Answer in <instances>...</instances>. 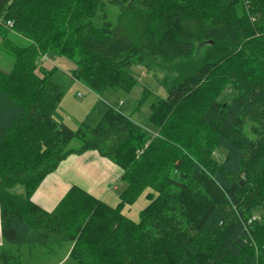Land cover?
Wrapping results in <instances>:
<instances>
[{
    "label": "trees",
    "instance_id": "16d2710c",
    "mask_svg": "<svg viewBox=\"0 0 264 264\" xmlns=\"http://www.w3.org/2000/svg\"><path fill=\"white\" fill-rule=\"evenodd\" d=\"M0 23L11 58L0 69L1 264H22V245L64 243L76 264H264V222L248 223L264 206V0H0ZM48 51L98 97L132 89V66L163 73L154 132L119 98L94 127L58 123L70 79L41 65ZM86 151L123 170L117 204L77 185L51 210L34 203L42 180Z\"/></svg>",
    "mask_w": 264,
    "mask_h": 264
},
{
    "label": "rangeland",
    "instance_id": "374dc122",
    "mask_svg": "<svg viewBox=\"0 0 264 264\" xmlns=\"http://www.w3.org/2000/svg\"><path fill=\"white\" fill-rule=\"evenodd\" d=\"M109 11L116 14L117 8L116 7H109ZM2 25V23H0ZM12 37V36H11ZM1 41V36H0ZM11 45L22 44L28 45L29 41L27 39H22V42L13 38L10 39ZM202 45H197L195 56L200 55L203 50ZM47 55H43L46 57V60H42L43 67L47 71L57 68L59 69L65 79H70L64 85V96L56 108V116L66 121H70L69 124H72L76 129V125L78 121H84L89 127H94L98 124L101 115L109 108L110 103L115 102L116 98L120 99L119 104V111L130 116L133 120L137 121L144 129L146 133L154 132V127L150 124L148 118L150 114V103L158 97H165V90L160 85L159 80L163 79L164 74L161 72H154L144 70L142 68L132 66L129 69V73L134 75L137 78V83L135 86L130 89L129 91H119L115 92V94L105 93L103 96L98 97L94 93L87 92V90L81 86L78 82L71 80L72 72L76 70L75 63L67 57L66 54L60 53H51L47 52ZM42 57V58H43ZM11 62V58L0 52V68L2 70H7L8 64ZM228 71V68H227ZM225 71V73L227 72ZM36 73L40 75V72L36 70ZM67 79V80H68ZM147 89L148 93L146 94L145 98L142 99L143 91ZM79 93L82 94L79 97ZM138 102V105H136ZM104 108V109H103ZM102 110V111H101ZM72 117V118H71ZM250 124L246 125V129L250 131ZM78 140H73L70 143V147H77L79 146ZM169 150L173 149V145L168 147ZM224 150H215L213 157L218 161H221L222 158L225 156ZM114 164H116L114 162ZM123 175V170L121 173V181ZM122 183H125L123 181ZM122 183H119V189L121 188ZM10 191L14 192L15 194L22 193V186L16 185ZM114 191V190H112ZM118 191V190H116ZM147 204V200L144 196H139L138 199L131 207L125 208V212L133 218V220H137L138 212ZM252 215H255L257 220L260 223L264 222V206H258L252 211ZM69 244L64 243L60 247H55L53 251L48 250L47 246H30V245H22L20 246V253L22 257V264H50L57 259H59L68 248ZM1 264V263H0ZM64 264H76L71 259H67Z\"/></svg>",
    "mask_w": 264,
    "mask_h": 264
},
{
    "label": "crops",
    "instance_id": "0c3cea01",
    "mask_svg": "<svg viewBox=\"0 0 264 264\" xmlns=\"http://www.w3.org/2000/svg\"><path fill=\"white\" fill-rule=\"evenodd\" d=\"M43 64L45 63H41L42 66ZM9 66L10 63L8 64V67ZM87 92L90 91L87 90ZM54 119L58 123L65 124L73 129L75 128L72 124H69L70 121L58 118L56 116V110L54 112ZM80 123H84V121L82 122L79 120L76 127L79 126ZM121 173L122 169L117 164L100 156L96 151L71 154L63 160L53 172L49 173L42 180L34 192L32 200L42 209L51 210L70 186L77 185L98 199L110 205H115L119 201V193L126 186V184L121 181ZM119 183H122L120 189ZM1 246L2 238L0 233V247ZM69 249L70 244L64 254L50 264H64L68 259L67 255Z\"/></svg>",
    "mask_w": 264,
    "mask_h": 264
},
{
    "label": "built area",
    "instance_id": "2783aa9c",
    "mask_svg": "<svg viewBox=\"0 0 264 264\" xmlns=\"http://www.w3.org/2000/svg\"><path fill=\"white\" fill-rule=\"evenodd\" d=\"M8 24L11 25L10 22H8ZM42 59L45 60L46 57L44 56ZM255 219H256V216H252V217H250V219L248 220V223L251 222V221H253V220H255Z\"/></svg>",
    "mask_w": 264,
    "mask_h": 264
}]
</instances>
